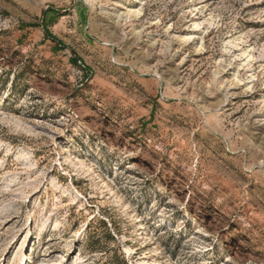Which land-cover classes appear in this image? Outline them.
Returning <instances> with one entry per match:
<instances>
[{
  "label": "rangeland",
  "instance_id": "374dc122",
  "mask_svg": "<svg viewBox=\"0 0 264 264\" xmlns=\"http://www.w3.org/2000/svg\"><path fill=\"white\" fill-rule=\"evenodd\" d=\"M0 264H264V0H0Z\"/></svg>",
  "mask_w": 264,
  "mask_h": 264
},
{
  "label": "trees",
  "instance_id": "16d2710c",
  "mask_svg": "<svg viewBox=\"0 0 264 264\" xmlns=\"http://www.w3.org/2000/svg\"><path fill=\"white\" fill-rule=\"evenodd\" d=\"M22 27H23V26H22ZM30 27H34V28H36V27H38V25H36V24H32ZM42 27H43V30H44V33H45V37H46V39H48V40H52L53 42H56V43L59 45L58 47L55 48V51H60V50H62V49L65 48L64 46H62L61 42H59L56 38H54V37L50 34V32H49L48 29H47V26L43 25Z\"/></svg>",
  "mask_w": 264,
  "mask_h": 264
}]
</instances>
